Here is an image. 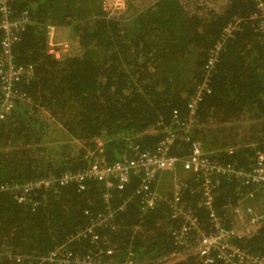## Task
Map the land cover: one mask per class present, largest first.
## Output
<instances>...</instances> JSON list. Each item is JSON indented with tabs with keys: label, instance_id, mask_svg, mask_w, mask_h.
<instances>
[{
	"label": "trees",
	"instance_id": "16d2710c",
	"mask_svg": "<svg viewBox=\"0 0 264 264\" xmlns=\"http://www.w3.org/2000/svg\"><path fill=\"white\" fill-rule=\"evenodd\" d=\"M102 1L10 3L13 17L25 10L33 17L14 52L18 63L34 66L36 76L20 87L31 101L18 103L0 123V264H28L63 245L74 256L98 254L121 262L132 249L133 264H199L196 256L163 259L177 249L170 234L174 222L164 203L151 211L141 209L136 189L143 171L131 170L122 188L110 190L109 202L97 179L28 191L22 186L90 168L87 149L93 150L99 138L101 156L110 164L133 157L129 142L153 148L161 134L151 129L159 120L168 122L174 109L186 114L208 50L237 19L240 28L219 55L212 92L201 103L193 137L213 155V150L238 147L233 155L223 152L218 158L247 168L252 167L254 148L264 150V33L249 19L257 10L256 0H155L145 9L113 17ZM133 1L128 0V8ZM51 25L70 31L76 41L72 53L60 58L49 53ZM188 150L185 144L175 152ZM172 178V173L164 174L160 186ZM222 181L219 207L237 197V184ZM152 186L157 189L155 182ZM257 187L243 190L261 195L264 188ZM19 194L26 200L19 201ZM186 198L197 204L188 192ZM120 205L124 209L115 213V223L99 230L98 243L70 240L90 223L85 210L97 213ZM242 245L264 254V228ZM110 247L114 253L105 254ZM16 255L29 257L20 263Z\"/></svg>",
	"mask_w": 264,
	"mask_h": 264
},
{
	"label": "built area",
	"instance_id": "2783aa9c",
	"mask_svg": "<svg viewBox=\"0 0 264 264\" xmlns=\"http://www.w3.org/2000/svg\"><path fill=\"white\" fill-rule=\"evenodd\" d=\"M11 1L0 0V123L8 119L18 103L31 101L30 96L22 92L20 87L33 81L36 76L34 66L18 63L14 52L22 33L33 22V17L28 10L13 17ZM256 2L257 10L249 19L256 31L264 33V0ZM102 5L108 17L119 16L127 9L128 0H103ZM240 23V19L230 22L208 50L202 76L187 98L186 114L174 109L168 122L159 120L157 126L151 129L152 133L161 134L153 148L144 149L134 141L129 142L133 157L128 159L124 155L123 160L110 164L101 156L104 148L103 141L99 138L95 140L97 144L93 150L87 149L91 159L90 168L74 173L65 172L60 177L39 178L23 185L22 190L50 187L55 183L62 186L72 180L90 178L104 184L106 192L102 197L109 202L110 190L122 188L130 177L131 170L134 173L143 171V182L136 189V194L140 196L141 209L151 211L164 203L169 210V219L174 222L170 234L177 249L163 259H187L196 256L199 264H215L220 261L223 264H264V254L251 251L242 245L264 228V191L261 195H256L254 190H243V186L264 188V150L254 148L252 167L247 168L239 165L237 161L219 160L220 153L233 155L237 150L236 146L216 150L213 155L193 137L201 103L212 92L211 81L219 55L228 37H232L234 31L240 28ZM56 33V26L48 27L49 53L60 58L62 56L59 54L68 45L65 42L60 43ZM185 144L188 145V152L177 154L175 151H180ZM179 169L180 175L177 174ZM168 173H172L173 178L169 184L161 187V177ZM222 180L237 184L234 189L237 197L219 207L217 200L220 185L224 182ZM152 182L156 183L157 189L153 188ZM187 192L197 198L196 205L188 203ZM17 199L26 200L24 194L17 195ZM123 209L124 206L120 205L118 208L108 206L97 213L85 210L91 221L72 235L70 240L83 237L98 243L99 230L112 226L115 223V213ZM137 231H140L139 227ZM113 253L114 250L110 247L105 254ZM28 257L16 255L14 258L23 263V259ZM134 258L132 249H128L126 258L121 262L113 258L103 260L98 254L74 256L63 245L45 256L31 259L28 264H42L45 261L53 264H133Z\"/></svg>",
	"mask_w": 264,
	"mask_h": 264
},
{
	"label": "rangeland",
	"instance_id": "374dc122",
	"mask_svg": "<svg viewBox=\"0 0 264 264\" xmlns=\"http://www.w3.org/2000/svg\"><path fill=\"white\" fill-rule=\"evenodd\" d=\"M154 1L155 0H134L132 2L133 4L132 7L128 8L129 6L128 4L127 9L124 12H126L128 9L129 11L131 10V12L134 11L135 9L136 10L145 9L150 5H152ZM56 34H57L56 38L60 43L65 42L68 45L66 48L63 49V52L60 53L59 55L63 56L65 54L72 53L75 50L76 41L70 37V31L67 29H61V30L59 29Z\"/></svg>",
	"mask_w": 264,
	"mask_h": 264
},
{
	"label": "crops",
	"instance_id": "0c3cea01",
	"mask_svg": "<svg viewBox=\"0 0 264 264\" xmlns=\"http://www.w3.org/2000/svg\"><path fill=\"white\" fill-rule=\"evenodd\" d=\"M57 31H58V29H57ZM238 148V147H237ZM207 150V149H206ZM255 150V149H254ZM209 151V150H208ZM213 151H216V150H213ZM213 151H211V152H213ZM252 155H254V151L252 152ZM252 163H253V161H252ZM252 163H251V165H252Z\"/></svg>",
	"mask_w": 264,
	"mask_h": 264
}]
</instances>
